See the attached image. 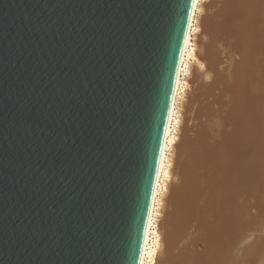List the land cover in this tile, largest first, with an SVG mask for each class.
<instances>
[{
	"label": "water",
	"instance_id": "95a60500",
	"mask_svg": "<svg viewBox=\"0 0 264 264\" xmlns=\"http://www.w3.org/2000/svg\"><path fill=\"white\" fill-rule=\"evenodd\" d=\"M192 0H0V264H137Z\"/></svg>",
	"mask_w": 264,
	"mask_h": 264
},
{
	"label": "bare ground",
	"instance_id": "6f19581e",
	"mask_svg": "<svg viewBox=\"0 0 264 264\" xmlns=\"http://www.w3.org/2000/svg\"><path fill=\"white\" fill-rule=\"evenodd\" d=\"M204 1L192 0L191 2L188 23L178 57L174 83L167 108L146 225L137 264H175L177 261L181 264H205L207 262V259L200 260L199 256L185 252L187 251L185 250L186 247L181 249L178 245L180 240L191 232L193 226L194 211L196 208L195 202L199 199L200 184H202L198 175V168L204 165L205 158L207 162V156L211 160V165L212 159H216L217 161L214 147L213 153H209V150H211L210 147L207 149L200 148L202 145L200 143L201 129L205 126V117L208 115L212 101L216 100L214 89L220 78L222 79L224 75L220 76L218 74V69L220 70V68L219 66L217 67L219 59L216 56L218 54V48L216 49L215 45L216 39H218L216 33L223 31L221 28L222 20L226 19L224 21L225 23L223 22V25L225 24L226 27L228 24L226 23L227 20L230 22V17L241 10L240 4L242 3H246L243 11L244 13L248 12L246 15L247 19L245 18L242 21L243 23L239 22L241 18L236 19L235 24L227 25L228 28L242 29L243 27H247V22L250 26L251 20L253 19L254 21L251 25L253 28H256L254 30L249 28V34L242 41V46L245 45V48L243 47L241 52L242 62H240L241 74L239 81L242 82L241 89L243 90L239 94L240 100L243 103H241L242 108L248 111V114H245V116L250 114V118L247 117L246 121L239 128L238 137H241L246 145V151L241 152L240 156L245 160V162H242L243 168L247 170L245 176L248 172L246 177L252 172H256L259 177L262 170L261 144L263 145L262 134L264 135V94L256 99L251 94L250 87L252 85L247 86L246 82L250 83V79L254 78L255 85L261 87L264 93V88H262L264 82L260 81V74L264 72V60L261 65H255L254 57L252 58L250 55V48H257L255 50H261L264 53V0H208L207 3ZM239 13L242 14V12ZM224 44L226 43L224 42ZM221 45L219 44L220 47ZM220 58L223 60L222 56ZM193 61L195 62L194 66H192ZM253 69L256 71L255 74L249 75V72H252ZM186 77L188 78L187 81H190L189 83L194 84V89L192 92L187 93V95L189 94L188 99L183 103L181 99L186 95V88L191 85L187 87L188 82L186 81ZM220 147L221 150L224 149L223 146ZM218 151H220L219 148ZM203 152L204 157L202 155ZM224 152L222 151V154ZM237 182L238 179L230 184V186H224V188L226 187L225 190L222 191L221 189V192H219V200L220 196L224 193L221 197L225 211H229V208L225 204L231 202L229 191L239 187L238 185L241 183ZM256 183H261V179H258ZM239 203L241 204L242 200ZM240 204H235V208L231 207L233 214L229 217L230 223H227L225 220L226 215L223 214L220 228L224 232V235L227 232V236L224 238L225 240L222 244L224 246L219 248V251L217 246L215 247L219 252L216 251V255L218 254L215 257L216 261L217 258H223L225 260L229 256L225 264H245L247 261L249 254H247L248 247L242 243L243 241L237 247L239 248V255L237 257L231 256L228 253V245L231 243H239L245 237V232L248 228L246 222L248 220L245 221L243 213L240 209H237ZM234 210H237V212ZM232 231L234 234L230 237ZM178 249H181L183 254L188 253V255L183 256L180 253L179 256L176 255L175 252ZM252 252H255L254 249ZM262 252L264 253L263 250ZM223 260L221 259L222 264Z\"/></svg>",
	"mask_w": 264,
	"mask_h": 264
},
{
	"label": "rangeland",
	"instance_id": "374dc122",
	"mask_svg": "<svg viewBox=\"0 0 264 264\" xmlns=\"http://www.w3.org/2000/svg\"><path fill=\"white\" fill-rule=\"evenodd\" d=\"M207 1L208 0H205L204 2L207 3ZM240 5H241L240 6L241 10H239V12H242V14L237 12L236 14L232 15L231 16L232 18L230 17L231 19L230 22H228L227 20L226 22L228 23L227 25H231L232 23L235 24L236 19L241 18V20L239 21L240 23H243L242 21H244L245 18L247 19L246 15L248 12L244 13L243 11V7H246V3H242ZM233 16L235 17L233 18ZM249 16L251 15L249 14ZM225 20L226 19L222 21L224 22ZM253 21L254 20L252 19L251 23ZM223 22L221 25L223 31L220 33H216L218 39H216L215 45H216V49L218 48L217 49L218 54H216V56H218L219 59L217 62V67L219 66L220 68V70L218 69V74H220V76L224 74L223 75L224 79L223 77L222 79L220 78L219 82L216 85V88L214 89L216 100L212 101L208 115L207 117H205L206 119L205 120L206 123L204 124L205 128L203 127L201 129L202 132H201V140H200V143L202 144V145L200 144L201 149L202 148L207 149L210 147L211 150H209V153L210 152L213 153V147H214V150H216L215 152L217 156V161L216 159L215 160L212 159V165H211V160H209V157L207 156L208 159L207 162L205 158L204 165H201V167L198 168V175L202 184H200V194L198 197L199 199H197V201L195 202L196 208L194 211L195 216H194L193 226L191 232L187 236L182 238V240H180L178 247H180L181 249L186 247L185 250L187 251L185 252H188L189 254L193 253L194 255L199 256L200 260L207 259V262H205V264H220V263L222 264L221 259L223 260V258H217V261L215 259V257L218 256V254L216 255V253L219 251V248L224 246L222 244L224 243L223 242L225 240L224 238H226L227 236V232H225L224 235V232L221 230L220 223L223 220V214L226 215L225 220L227 221V223H230L229 217L233 214V210H231V207L235 208V204L237 203L240 204L239 202L242 200V203L240 204L239 207H237V209L241 210V212L244 215L245 221L246 220L249 221V222L246 221L248 224V228L245 232V237L239 243L237 244L231 243L230 245H228L229 246L228 253L231 256L237 257L239 255V248L237 247H239V244H241V242L243 241L242 243L246 244V247H248L247 248L248 251L246 250L247 254L249 253L245 264H260V263L264 264L263 263L264 253L262 252V250L264 251V216H263L264 215V211H263L264 210V135L262 134V138H263L262 141L263 145L261 144L262 170L260 172L259 177L256 172H252L248 177H246L248 175L247 172V175L245 176V173L247 171L243 168V162H245V160L241 158L240 154L241 152L246 151V145L244 143V140L241 139V137H238L239 128L241 124L246 121L247 117L250 118V114L248 116H245V114L246 115L248 114V111L247 109L244 110V108H242L243 103L240 100V94H239L240 91L243 90L241 89L242 82L239 81L241 74L240 62H242L241 52L243 50V47L245 48V45L242 46L243 44L242 41L245 40V36L249 34V28L253 30L256 28H253L251 23L249 26L248 22L246 23L247 27H243L242 29H236L230 27L228 28L227 25L226 28L225 24L223 25ZM231 30L233 31L230 32ZM224 42L226 44H224ZM219 44L220 45L222 44L221 47L219 46ZM223 49L225 52L223 51ZM255 49L250 48L251 51L250 55L252 58L254 57V64L259 66L262 64V61L264 60V53L261 50L258 51ZM221 51H223L224 54ZM219 55L223 57V60L222 58H220ZM192 64H193L192 66H194L195 62L193 61ZM255 72H256L255 69H253L252 72H249V75L255 74ZM247 74H248V70H247ZM187 80L188 78L186 79V81ZM253 80L254 78H251L250 79L251 82L250 83L246 82V84L247 86H250V84L252 85L250 87L252 92L251 94L257 99L258 97H261L264 93H263V89H261V87H257ZM260 81L264 82V72L260 74ZM187 82H188L187 85L188 87L191 83H189L190 81ZM192 84L190 85V87L192 86L191 88L190 87L186 88V92H185L186 95L184 94L185 95V97L183 96L184 100L181 99V102L185 103L187 101L189 96V94L187 95V93L192 92V90L194 89L193 87L194 84L193 85ZM262 88H264V84ZM242 109L244 112L242 111ZM263 117H264V110H263ZM263 131H264V122H263ZM220 146H223L224 149L221 150ZM218 148L220 151H218ZM222 151L225 152L222 154ZM202 155L203 157L205 156L204 152ZM237 179H238L237 183L239 182L241 183L238 185L239 187L229 191L231 202H227L225 204L229 208V211H225L223 205V199L221 197L224 193L220 196V200H219V192H221L220 191L221 189L222 191H224L225 188L228 187V185L230 186V184L237 181ZM258 179H261V183L259 184L256 183ZM224 186L226 187L224 188ZM250 199H252L251 202ZM234 211L237 212V210ZM233 234L234 232L232 231L230 237ZM259 244L260 246H258L259 247L258 248L257 245ZM216 246L218 251L217 249H215ZM255 248L257 251L255 250ZM181 249H178L179 252L178 251L175 252L176 255L179 256V253L183 254V252H181L182 251ZM253 249L255 252H252ZM188 253L187 254L184 253L183 256L188 255ZM229 257L223 260V264H225V262ZM179 263L180 262L177 261V263L175 264H179Z\"/></svg>",
	"mask_w": 264,
	"mask_h": 264
}]
</instances>
